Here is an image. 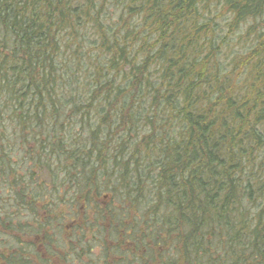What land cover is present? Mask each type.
<instances>
[{"label": "trees", "instance_id": "obj_1", "mask_svg": "<svg viewBox=\"0 0 264 264\" xmlns=\"http://www.w3.org/2000/svg\"><path fill=\"white\" fill-rule=\"evenodd\" d=\"M106 236L264 264V0H0V264Z\"/></svg>", "mask_w": 264, "mask_h": 264}, {"label": "flooded vegetation", "instance_id": "obj_2", "mask_svg": "<svg viewBox=\"0 0 264 264\" xmlns=\"http://www.w3.org/2000/svg\"><path fill=\"white\" fill-rule=\"evenodd\" d=\"M91 239V240H89ZM72 240V241H71ZM103 240V243L99 242ZM69 244H75L80 252L78 259L69 256L68 246L64 247L60 264H174V252L169 261H163L161 252H149L146 249L143 238L131 239L128 236L118 237H78L67 240ZM89 242L96 245L92 251V257L84 254V246ZM107 245V246H106ZM131 246V248H130Z\"/></svg>", "mask_w": 264, "mask_h": 264}, {"label": "rangeland", "instance_id": "obj_3", "mask_svg": "<svg viewBox=\"0 0 264 264\" xmlns=\"http://www.w3.org/2000/svg\"><path fill=\"white\" fill-rule=\"evenodd\" d=\"M43 245H41V244H39V247H42ZM151 249H153V247H154V245H152L151 244ZM130 248H131V246H130ZM173 250V249H172ZM172 250H170L169 252H167L166 250H165V252H167L166 254H163L162 255V257H163V261H169V259H170V255L173 253V251ZM156 252H163V250H161V246H159L158 247V251H156ZM47 253V252H46ZM50 257V255H47V254H45L44 255V258H49ZM54 262H52V264H60V262L59 261H57V260H53ZM179 264H184L183 262H181L180 261V263Z\"/></svg>", "mask_w": 264, "mask_h": 264}]
</instances>
